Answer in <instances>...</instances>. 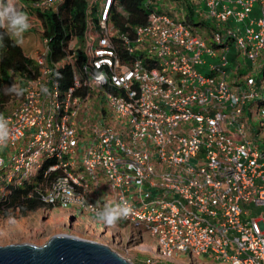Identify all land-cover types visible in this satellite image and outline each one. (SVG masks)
I'll return each mask as SVG.
<instances>
[{"label": "built area", "instance_id": "1", "mask_svg": "<svg viewBox=\"0 0 264 264\" xmlns=\"http://www.w3.org/2000/svg\"><path fill=\"white\" fill-rule=\"evenodd\" d=\"M116 1L100 4L99 25L87 22L80 64L75 41L65 49L74 76L66 91L44 41L34 57L38 76L5 115L11 137L0 165L6 158L11 165L0 169L1 181L21 187L39 159H55L48 171L57 175L43 202L96 216L88 205L127 200L133 212L120 221L154 239L145 264H264V146L244 134L245 112L264 118V0H193L211 24L210 47L194 26L159 10L160 0H144L146 23L118 33L106 23ZM61 2L36 0L35 7L56 11ZM255 5L256 20L250 19ZM233 22L244 24L242 35ZM232 45L236 56L253 62L249 72L261 76L226 81L222 68ZM205 54L220 64L203 76L196 67ZM263 132L261 121L256 135ZM100 180L108 198L98 190Z\"/></svg>", "mask_w": 264, "mask_h": 264}, {"label": "trees", "instance_id": "2", "mask_svg": "<svg viewBox=\"0 0 264 264\" xmlns=\"http://www.w3.org/2000/svg\"><path fill=\"white\" fill-rule=\"evenodd\" d=\"M18 1L25 4L34 0ZM172 1L176 2V11L184 23L210 29L209 21L204 20L195 12L196 6L193 0ZM116 3L108 11L107 24H111L121 33H131L130 27L146 23L148 9L144 0H117ZM117 8L123 12H118ZM159 8L161 9L160 6ZM88 10L87 0H62L56 11L47 13L36 11L34 14V17L41 23L42 28L38 29L40 35L47 40L49 62L54 65L53 71L61 91H65L73 85L72 68L65 61V49L70 40L75 39L79 44L75 51L77 64L84 60L80 46L84 43L86 11ZM94 11L95 9H92V12L89 10V14L94 16ZM97 23V19H95V24L99 25ZM34 30L37 31L36 28ZM0 37H2L0 39V113L7 115L10 112L7 110L9 103L17 96L14 93L5 94V87L16 84L24 90L27 81L36 77L38 72L34 61L24 54L18 42L7 33L5 28H0ZM22 96L19 97L22 98ZM101 103H103L102 100ZM40 161V165L33 175L24 181L21 187L15 184L2 186L0 191V218H5L11 212H17L21 217H25L38 209L52 208V205H46L43 202L42 197L52 179L57 175L56 171H48L50 166L56 165V160L42 159ZM124 223L119 221V224ZM141 263L144 264V262Z\"/></svg>", "mask_w": 264, "mask_h": 264}, {"label": "rangeland", "instance_id": "3", "mask_svg": "<svg viewBox=\"0 0 264 264\" xmlns=\"http://www.w3.org/2000/svg\"><path fill=\"white\" fill-rule=\"evenodd\" d=\"M87 2L90 6L91 12L92 7L96 9L98 6H100V4L101 6L103 4V0H87ZM159 6L163 8L164 11L169 12L172 15L178 14L176 11V2L172 0H160ZM30 13L32 14L31 11H29L27 14L30 18L31 28L23 33L22 36L25 37V40H28L25 46L29 44L31 48V50L29 51L26 50L25 53L27 55L30 53L28 56L33 57L37 52H41L44 49V43L40 38V30H38L39 28H42L41 23L34 16H30ZM32 15H34V13ZM259 17L260 12L257 5H255V9L251 13L250 19L256 20ZM233 25L242 29V35L244 24L233 22ZM35 28L37 29V31L34 30ZM196 30L202 35L204 41L210 47L213 43V39L206 34V29L197 26ZM12 36L16 40H19L20 38L15 36L14 34H12ZM236 55L237 51L232 45L231 51L230 53H228L229 64L227 67L222 68V70L226 72L225 79L227 82L235 81L237 74H247L253 67V62L248 58H245L244 54H241L239 56ZM201 59L205 62V64L197 65L196 71L203 76L211 74V65L220 64L219 58H212L206 54L203 55ZM158 63L161 64L162 61H158ZM237 63H239V65ZM255 64H258V62L256 61ZM248 74L261 76L258 73L249 72ZM26 87L27 86L25 85L24 92ZM262 96H264V94H262ZM22 100L23 99L21 97L17 96L9 103L7 110H15L20 105ZM245 118L247 120V123L249 124V127L244 130L245 136L254 138L255 141L259 143L260 147H263L264 132L256 135L260 122L264 121L263 116L261 114L249 116V114L245 112ZM221 121L223 122V126H227V123L224 122V119H222ZM230 129L234 130L236 129V127L231 126ZM6 155L7 153L4 154V156ZM79 156V153L74 155V158L77 159V165H80ZM38 161H40V159ZM20 164L24 163L21 162ZM10 165V160L6 158L4 163L0 165V169L2 167H8ZM94 175H101V171H95ZM86 181L88 190H94L96 187L94 181L90 180L88 176ZM3 185L4 183L0 181V191ZM98 187V189L105 191V184L103 180L99 181ZM91 196V198L94 199L93 195ZM57 234H67L106 245L132 264H142L141 262L145 261L149 255L148 250L145 249L154 245V239L152 238L150 233L142 228L128 226L125 223L119 224V222L114 226H107L100 222L97 217L96 219H94L87 214H80L79 211L71 212L70 210L61 209L58 207L41 208L32 213H29L25 217H21L17 212H11L5 218H0V246L20 243L41 245L45 243L50 237ZM182 257L186 259L187 254L183 255ZM151 260L155 261L156 259L151 258ZM199 260L202 263H211V259L206 258L205 256L199 257Z\"/></svg>", "mask_w": 264, "mask_h": 264}, {"label": "clouds", "instance_id": "4", "mask_svg": "<svg viewBox=\"0 0 264 264\" xmlns=\"http://www.w3.org/2000/svg\"><path fill=\"white\" fill-rule=\"evenodd\" d=\"M19 3L22 4L21 2H19ZM35 3H36V0H34V1L30 2V3L22 4V5H24L28 10H30L32 12V14L33 13L35 14L36 11L37 12H42V13L50 12V11H41V10L37 9L35 7ZM20 4H19V7L21 6ZM159 5H160V2L158 4V7H159ZM21 7H23V6H21ZM98 8H99V6L96 9L94 7H92V9H95V11H94L95 15L94 16L92 14H89L90 6H89V10L86 11V30H85V34H84V43L81 44L80 50L84 46V44L86 43V31L88 30L87 22H92V23L95 24V19H97V11L96 10H98ZM158 9L164 11L163 8H161V9L158 8ZM117 10L120 13L123 12L120 8H117ZM32 14L30 13V15H32ZM176 15L180 17V15H178V14H176ZM32 16H34V15H32ZM94 27H96V26H94ZM0 28H5L6 31L11 32L12 34H14L17 37H21L23 33H25L26 31H28L31 28L30 18H29L28 14L26 12L20 10L19 8H17L14 5L13 0H0ZM116 30L118 31V33H121L120 30H118L117 28H116ZM40 38L42 39V41L44 43V41L46 39H43L41 37V35H40ZM0 39H2V37H0ZM72 40L75 41V43H74V47H75L74 54H75V51H76L77 47H79V44L76 42L75 39H72ZM72 40H70V41H72ZM69 42H68V44H69ZM68 44H67V46H68ZM44 48H45V46H44ZM41 52H37L36 54H39ZM36 54L33 57H29L26 54L25 55L34 61V64L37 67V72H38L37 76H38L39 69H38V66H37V64L35 62V58H34L36 56ZM47 59H48V63L51 64V62H49V48H48ZM51 65L53 66V64H51ZM36 77H34V78H36ZM34 78H31V79H34ZM31 79H29V80H31ZM73 80H74V76H73ZM42 91L47 93L48 89L47 88H43ZM23 92H24V90L22 88H20L19 86H17L16 84H13L11 87H7V86L5 87V94H13L14 93L16 96H22ZM98 99L103 101L102 98H98ZM103 103H104V101H103ZM10 137H11V129H10V125H9V120L5 117V115L3 113H0V149L7 147L8 142L10 140ZM98 190L100 191V194H101V196L103 198H106V197L108 198V192H107L106 184H105V191H102L100 189H98ZM90 200L92 202H95V197H94V199H92L90 197ZM45 204L46 205H51V204H47V203H45ZM88 206L95 210L96 216L91 215V214H87V213H84V214H87V215L91 216L94 219H96V217H97V219L100 222H102L103 224H105L107 226L116 225L121 219L127 218L133 212L132 206L125 199H122L120 202L113 203V204L104 203L103 206H101L98 202L95 205H88ZM54 207H57V206L56 205H52V208H54ZM66 210H70L71 212H75L71 208H67ZM79 213L83 214L81 211H79ZM145 261H143L144 264H145Z\"/></svg>", "mask_w": 264, "mask_h": 264}, {"label": "water", "instance_id": "5", "mask_svg": "<svg viewBox=\"0 0 264 264\" xmlns=\"http://www.w3.org/2000/svg\"><path fill=\"white\" fill-rule=\"evenodd\" d=\"M0 264H132L108 246L67 234H57L41 245L0 246Z\"/></svg>", "mask_w": 264, "mask_h": 264}, {"label": "crops", "instance_id": "6", "mask_svg": "<svg viewBox=\"0 0 264 264\" xmlns=\"http://www.w3.org/2000/svg\"><path fill=\"white\" fill-rule=\"evenodd\" d=\"M13 3H14V5L17 7V8H19L20 10H22V11H26L27 13L30 11V10H27V8L24 6V5H22V4H20L17 0H13ZM21 5V6H23V7H19V4ZM30 16H32V15H30ZM33 17V16H32ZM11 36H12V33L11 32H9V31H7ZM13 37V36H12ZM14 38V37H13ZM16 40V39H15ZM17 42H18V44L20 45V47L22 48V50H23V52L25 53L26 52V50H31V48H30V45L28 44V45H26L25 46V44L27 43V41L28 40H25V37L24 36H21L20 38H19V40H16ZM38 46V45H37ZM26 54V53H25ZM30 54V53H29ZM28 54V55H29ZM27 55V54H26ZM27 55V56H28Z\"/></svg>", "mask_w": 264, "mask_h": 264}]
</instances>
